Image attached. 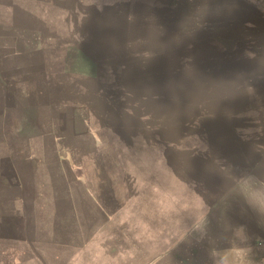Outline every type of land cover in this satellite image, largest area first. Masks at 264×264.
Masks as SVG:
<instances>
[{
    "label": "rangeland",
    "instance_id": "374dc122",
    "mask_svg": "<svg viewBox=\"0 0 264 264\" xmlns=\"http://www.w3.org/2000/svg\"><path fill=\"white\" fill-rule=\"evenodd\" d=\"M56 5L48 10L59 16L62 42L85 29L125 32L128 49H84L76 54L124 61L126 96L110 88L101 92L98 64L90 70L92 78L81 75L82 68L91 67H83L84 62L78 61L76 71L68 42L61 43L55 60L61 70L55 98L37 99L36 84L31 83L27 98L21 81L14 84L6 100L12 109L0 113V124L5 125L0 138L27 140L30 154L38 157H30L25 166L22 197L14 188L12 233L19 238H0V264H264V238H252L251 247L218 248L199 241L195 227L189 226L195 212L128 209L123 194L127 180L119 172L120 156L139 152L125 146L135 133L130 125L168 117L160 105L164 98L153 103L132 97L135 86L140 92L147 84L135 82L134 72L154 71L157 85L166 91L176 84L164 77H187L176 90L187 96L186 110L192 115L198 102L194 96L213 94L208 82L193 80L220 68L221 95L235 83L233 102L238 98V104H252L253 123L259 128L261 119L264 122V0H174L169 5L152 0H59ZM38 10L32 0H0V55L21 43L24 13L30 18ZM164 30L172 35L173 50L135 38ZM23 37L35 42L30 31ZM213 42L221 44L220 50ZM154 46L160 49H150ZM228 72L235 79L223 80ZM136 133L148 137L151 131ZM139 153L148 154L143 149ZM252 197L257 209L237 215L251 213L258 226L250 230L264 229V196ZM120 205L125 209L117 210Z\"/></svg>",
    "mask_w": 264,
    "mask_h": 264
},
{
    "label": "crops",
    "instance_id": "0c3cea01",
    "mask_svg": "<svg viewBox=\"0 0 264 264\" xmlns=\"http://www.w3.org/2000/svg\"><path fill=\"white\" fill-rule=\"evenodd\" d=\"M32 1L39 10L36 16L30 18L24 13L21 43L9 46L8 54L0 55V100H10L17 81L24 85L22 93L27 98L30 97V83L36 84L37 99L49 102L50 98H55L61 82V70L55 60L59 57L57 52L61 43L67 42L70 43L69 49L75 53L73 64L76 71H80L76 66L78 61L84 62L83 67L86 64L91 67L88 70L84 68L85 71L82 68L81 75L92 78L94 75L91 68L93 64H98L101 92H108L110 88L126 96L124 61L117 58L110 61L108 57L94 60L82 54L80 58L79 53L76 54L84 49H128L125 47L126 40L129 41L125 32L85 29L62 42L59 37V16L48 10L53 9L55 4L58 6L59 0ZM173 1L152 0L154 3L165 2L168 5ZM28 31L34 36L35 42L23 37V32ZM135 38H138L139 43L150 42L153 45L157 42L162 49L173 50L172 35L168 30L158 34L141 32ZM212 45L216 49L221 48L219 42H213ZM154 47L150 49H160ZM223 76L227 77L223 79L226 81L235 79L232 73ZM134 78L135 82L140 80L147 84L140 92L134 91L137 89L135 86L131 92L132 97L153 103L164 98L160 105L168 110V117L164 121L130 125L129 129L135 133L125 146L138 148L139 152L143 149L148 154L134 152L119 158L122 164L119 172L127 180L123 194L127 195L128 202L125 203L131 205L128 209L195 212L189 226L195 227L199 241L218 244V248L251 247L252 238H264V229L250 230V227L258 226L251 213L246 216L237 215L240 211L251 212L257 209L253 205L252 196H264V122L261 119L257 124L259 128L254 125L252 104H238V98L233 102V95L237 96L238 93L235 83L225 87V94L221 95L220 68L198 75L193 81L208 82L206 88L211 87L213 94H196L197 110L190 115L184 102L187 96L182 89L176 90L180 82L184 79L188 81L187 77L170 74L164 77V81L176 84L175 87L170 85L167 88L173 91L158 86L156 73L150 69L142 73L134 72ZM179 87L182 88L181 85ZM104 95V98L109 96ZM10 109L12 107L7 101L0 103V113L6 115ZM29 112L23 116V120H29ZM4 129L5 125L0 124V131ZM259 129L262 132L255 135ZM141 130L151 133L148 137H142L136 133ZM30 157L38 156L33 152L30 154L27 140L0 138V238H19L12 233L14 188L15 194L22 197L21 180ZM122 205L116 209L124 210ZM260 207L264 209V202ZM19 210L23 211L22 208ZM205 225H210L207 232L204 229L201 231ZM260 225L264 226L262 222Z\"/></svg>",
    "mask_w": 264,
    "mask_h": 264
}]
</instances>
